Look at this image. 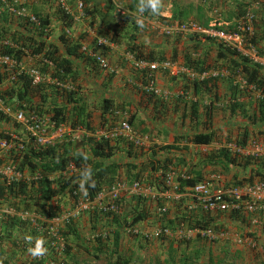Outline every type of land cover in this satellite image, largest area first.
<instances>
[{"label":"crops","instance_id":"0c3cea01","mask_svg":"<svg viewBox=\"0 0 264 264\" xmlns=\"http://www.w3.org/2000/svg\"><path fill=\"white\" fill-rule=\"evenodd\" d=\"M79 1L83 4L81 11L76 8ZM246 2L247 0H165L167 10L159 16L165 18L172 13L186 11L187 21L201 18L208 22L207 25L215 21L217 24L223 21L234 23L238 21L239 13ZM128 3L129 0H0V21H7L4 29L8 35L4 38H8L10 33L16 36L28 33V29L22 28L23 22L28 21L27 18L17 15L19 9H24V14H36L48 20L47 36L41 40L42 48L51 45L57 54L63 57L64 47L76 42L86 50L94 51L106 62V69H100L98 66L92 69L82 61L66 56L70 62L71 74L74 75L72 78L66 77L60 86L55 85L64 90L60 92L61 96L53 94L44 103L40 102L35 86H31L27 98L43 107V112L39 116L43 126H48L44 110L49 102L61 106L73 105L72 100L75 98L83 110L80 118L83 124L87 125V129H105L113 122L118 124L130 118L132 129L147 137L148 141L142 149L133 148L137 153L134 158L126 159L122 153L115 154L114 157L121 162L126 160L140 162L144 157H148L149 150L146 149L148 146L172 145L174 148L160 157L168 156L172 160V166L176 165L190 171L191 176L193 171L200 170L203 180L209 179L213 174L220 175V184L231 181L234 175L238 178L243 176L245 173L239 172L238 166L226 165L224 161L218 160L217 152L227 140H237L244 131L246 135L243 152L252 151L255 148L251 145L253 143L261 149L259 156L264 155L262 140L264 115L261 117L263 122L261 124L258 116L252 122V119H243L239 114L229 115L226 112H218L217 109L211 113L208 127L204 128L202 108L205 105L226 106L232 100L241 103L249 115L251 110H256L257 103L264 99V93L242 92L236 98H232L228 87L219 85L217 89L212 88L209 93L194 94L189 88L183 89L188 85V80L182 76L176 65L167 69L152 65L143 68L134 66V60L128 53L131 45L138 46L142 54L161 52L167 58L174 55L175 61L180 63L188 44L195 41L190 38V33L162 34L166 31L159 23L154 22L157 19L140 18L143 22L141 27L137 22V12L131 13V16L118 14L117 8L127 9ZM57 10H63L72 18L70 26H64L58 20ZM199 12L200 15H197ZM251 13L254 18L256 48L264 56V0H255ZM34 39L38 41L39 37L35 36ZM98 39H104L105 42L97 45ZM3 41L15 48L8 41ZM200 51L203 52V47ZM43 63L44 66L38 56L25 54L18 63L0 64V68L5 66V71L12 69L16 73L28 75L29 78L30 73L36 71L42 82L49 80L48 73L52 68L47 62ZM147 85H151L160 94L153 96L144 94ZM2 88L4 87L0 86V89ZM66 92H73L74 95L72 93L73 96L66 100L64 98ZM214 92L215 99L212 96ZM103 99L111 101L110 115L103 113ZM6 103L12 108V113L17 111L9 101ZM191 103L199 110L195 120L189 115ZM66 108L68 110V107ZM66 116L74 118L70 111L66 112ZM110 117L114 119L113 122L109 120ZM6 119L11 121V115ZM217 119L223 120L212 125ZM5 126L9 127L7 124ZM77 127L86 129L83 126ZM8 131L11 132L9 129ZM201 131H211L212 142L206 145H192L187 141L190 135ZM217 131L220 132L221 138L216 136ZM87 139L90 138L83 139L81 143L86 149L82 150V153L89 156ZM73 146L74 142L71 141L65 147L68 153L75 151ZM160 154L161 152H157V156ZM121 175L123 179L127 178ZM140 178L144 180L141 182L145 183L144 177ZM187 191L178 194L168 193L157 199L158 204L157 200L146 196H140V199L136 200L134 195L123 193L119 197L120 210L114 215L100 214L92 210L69 217L66 222H60L56 227L63 239V249L59 254L50 252L48 246L49 234L45 227L49 221L41 220L37 223L44 225V221H47L43 228L36 227V224L29 221H26L24 226H17L9 220L14 217L13 215L16 216V213L11 208L7 209L3 203L0 205V233H3L0 238V260L3 264H27L30 260L29 255L20 248L25 243L33 247L35 238L39 237L46 241L45 247L50 252L43 255L40 264H56V261H60L59 264H264V210L253 214H241L237 211H202L199 205L193 203ZM62 203L61 214H66L70 211L72 202L64 195ZM158 207H164L165 211L157 212ZM137 213L141 215V220L132 227H125L123 219L128 221ZM182 217L190 222L204 223L205 229L212 231L213 235L202 236L194 230L187 237H177L178 230H186L185 227L175 224V221ZM253 218L257 219V224L250 223ZM157 227H165L169 234L156 239L144 238L133 233L134 230L151 232ZM27 236L33 238L32 243L26 241Z\"/></svg>","mask_w":264,"mask_h":264},{"label":"trees","instance_id":"16d2710c","mask_svg":"<svg viewBox=\"0 0 264 264\" xmlns=\"http://www.w3.org/2000/svg\"><path fill=\"white\" fill-rule=\"evenodd\" d=\"M137 3L138 0H129L126 9L128 11L127 16L137 12ZM247 5L248 2L245 3L244 8L239 13L238 21H234V23L223 21L221 24H217L215 21L212 23L214 29L223 32L236 31L235 24L242 20ZM180 12L181 11L172 13L168 19L157 15H151L148 12H145L143 17L150 20L157 19V21H161L172 27L185 26L189 22H192L199 28L207 26L208 22L201 18L196 21H187L186 11ZM200 13L201 12L197 15H200ZM56 14L58 20L64 26H70L72 24V18L66 15L62 10H57ZM34 15L37 17L38 21H40L39 25L35 26L27 21H22L24 24L22 28L28 29V33L20 34V37L16 36L14 33H10L8 38H4L5 35H8V32L4 29V25L7 21H0V41H8L11 45L15 46V48H12V46L7 44H0V54L7 55L16 62H19L25 54L38 56L43 66V61L49 62L52 65L51 71L48 73L49 80L54 79L60 83H64L66 77L72 78L74 75L71 74L70 62L67 57H73L75 60L82 61L86 66L92 69L98 66L95 58L88 55L85 51L80 50L81 46L76 42L64 47L65 56L63 57L57 54L56 50L51 45L42 48L43 42L41 40L47 36L45 29L48 20L40 17L38 18L36 14ZM252 25L254 27V20L252 21ZM35 36L39 37L38 41H35ZM189 36L195 42L188 44L186 50L182 54L180 63L175 61L174 55L167 58L161 52H148L147 54H142L139 52L138 46L134 45L129 47L128 53L134 61L144 62L147 65L150 63L177 62L182 68L195 74L208 73L213 70H224L227 73L223 77L216 75L214 77L208 76L200 80L192 79L191 81L186 78V75L182 74V76L188 80H186L188 85H185L183 89L189 88L194 94L202 95L204 93H209L212 88L217 89L219 85L227 86L228 90L232 93V98H236L242 92H246L247 94L251 93L246 87L242 89L238 88L237 83H235V76L241 77L246 86H253L255 92H258V94L264 93V67L256 62L250 61L239 51L231 49L196 32H191ZM243 46L247 48L254 47L256 49V54L264 58L256 48V37L254 32L249 36H243ZM202 47L203 52L200 51ZM213 51L214 53L212 54ZM2 68H0V86L4 88L0 89V98L3 99L4 102L9 101L10 104H13L14 109L21 110L25 116L32 113L39 117L40 113L43 112V107L27 98V93L32 89L29 76L23 73H16L12 69L5 71V66H2ZM40 71L45 72L44 70ZM49 80L42 81L35 85L34 89H36L41 103H44L47 98L50 99V96L53 94L58 97L61 96L60 92L64 91L63 89L57 88ZM72 93L73 92H66L64 98H66V100L67 98L69 99L70 96L74 95V93L73 95ZM143 93L146 95L148 94V96H153L152 91L148 89H145ZM212 96L215 99L216 93H212ZM72 101L73 105H65L68 107V110L65 106L52 103L51 101L45 106L46 109L44 113L47 114L48 120L54 126L67 124L70 127L83 126L87 129V125L83 124L82 118H80L83 115V110L78 106L75 98ZM110 103L111 101L108 99L102 100L103 113L110 115V108H112ZM257 107L259 115H257ZM202 109V124L205 126L204 128L208 127L211 113L217 109L218 112H226L229 115L239 114L243 119H252V122H254L256 116H258L260 118V123L263 124L261 117L264 115V99L257 103L256 110H251V114L249 115H247L248 113L245 112L246 109H244L241 103L232 100L226 106L211 107L210 105H205ZM68 111H70V115H73L74 118H68V116H66V112ZM247 111L249 112V105ZM198 113L199 110L197 106L191 103V105H189L190 117L195 120ZM109 120L112 122L114 121L111 117ZM0 122L4 123V125H9L7 128L11 130V132L8 131L5 126L4 130L0 131V139L6 140L10 144V148L0 155V165H7L13 171L27 174V176L30 177V181H14L0 176V205L5 203V207H10L13 211L20 210L33 213L38 217L35 223L59 216L63 211L62 197H64V195H66L71 202L92 200L103 185H110L118 181H144L140 178V176H143L146 180L144 184L150 187L151 190L162 192L166 188L164 184L166 173L174 171L175 175L173 182L175 183L177 193H183L194 184L203 181L201 170L200 172L193 171V176H191L189 174L190 171L178 168L176 165L172 166V160L168 156L160 157L162 154L167 153L168 150L174 148L172 145L148 146V157H144L140 162L134 163L129 160L121 162L114 157L115 154L122 153L126 159H130L132 157L134 158L137 154L131 143L123 137L119 136L113 140L107 138H102L100 140L87 139L86 146L90 155L88 159L85 160L82 152H67L65 147L69 143L59 142L46 146H37L31 135L25 133L19 123L9 121L6 118L3 119L1 115ZM126 122L130 125L131 119L128 118ZM115 123L116 122H113L106 128H111ZM9 134H15L19 137V140L14 141L10 139ZM245 135L243 131L240 138L234 141L227 140L226 143H232L235 147L243 146L245 144ZM262 137V140H264V134H262ZM212 138L213 134L211 131H201L190 135L187 141L192 145H206L212 142ZM157 152H161V154L157 156ZM216 156L218 160L224 161L226 165H236L239 167V172L245 173L239 178L234 175L231 181L224 182L226 186H244L256 179L264 182V155L252 157L242 156L238 153H231L227 151L226 148L221 147ZM217 163L220 164V162ZM70 164L77 169L76 172L71 173L67 177H57L54 180L47 179V174L62 172L67 165ZM86 166L91 168L92 181L95 182V187H88V195L84 196L79 189V179L81 170ZM131 171H133V173H130ZM34 173H40V176L34 177ZM121 174L127 178L123 179ZM130 176L132 177L130 178ZM134 196L136 200L140 199V196ZM158 202L157 200L156 204H158ZM141 218V215L137 213V215L134 214L129 221L123 219V224L131 226L140 221ZM9 220L17 226H24L26 224V221L20 223L18 219L14 217ZM175 224L185 228H206L204 223L200 221L190 222L188 219L185 220L184 217L177 219ZM2 236L3 233H0V238ZM28 248L29 245L27 243L20 248L29 255L28 257L30 260L27 264H40V261H36L34 257L29 254ZM47 252L50 254L52 250L50 249V252Z\"/></svg>","mask_w":264,"mask_h":264},{"label":"built area","instance_id":"2783aa9c","mask_svg":"<svg viewBox=\"0 0 264 264\" xmlns=\"http://www.w3.org/2000/svg\"><path fill=\"white\" fill-rule=\"evenodd\" d=\"M248 6L244 12L241 22L235 25L236 31L234 32H223L219 30H215L212 26H208L204 29L195 28L193 25H189L191 31L197 30L204 36L214 39L219 43L239 51L242 55L246 56L250 61L256 62L264 67V59L261 60L257 57L256 50L254 47H249L244 49L242 46L243 36L252 34V21L253 15L251 13L252 5L255 4V0H247ZM83 7L82 2H78L76 4V8L81 11ZM66 11V9H64ZM118 12L121 15L126 14L127 12L124 9L118 7ZM27 18L29 23H32L35 26H38L40 21L33 16L32 14H24V9H19L18 14ZM167 32V31H166ZM105 42L104 39H98L96 41L97 45H102ZM80 50L85 51L91 57H94L97 65L100 69H106L107 65L103 58L96 55L94 51L86 50V48L81 47ZM0 64H16L14 60L9 58L7 55L0 54ZM52 67L50 63H48ZM155 66L154 63L148 64ZM144 62H134V66L138 68H143L148 66ZM159 66L162 69L170 68L172 65L167 62L160 63ZM179 70L186 74L189 80L192 79H204L208 76L214 77L216 75L223 77L227 73L224 70L219 71H209L208 73L195 74L189 70H186L182 67H179ZM237 77L235 83L238 84L239 88L248 87V89H252L250 86H246L245 82L241 79V77ZM30 84L35 86L40 82V75L36 71H32L30 73ZM54 85L60 86V82L56 80H50ZM152 89V88H151ZM155 94L158 91L156 89H152ZM12 108L7 105L3 99L0 98V115L3 118L11 115V119L17 123L22 124L25 127L27 133L31 135L34 139V142L37 146H46L48 144H53L56 141H80L86 137H90L93 140H100L102 138L107 139H116L117 137H123L127 140L134 148H141L148 141L145 135H141L137 130L132 129V127L124 122L120 121L115 126H112L109 129H96L92 132L84 131L83 129H72L63 125L54 126L51 122L46 121L48 126L44 127L41 119L37 117L35 114H29L25 116L22 111L17 110L15 112H11ZM255 148L247 153L243 152L244 148H236L234 151L236 153L256 156L261 151L260 147L251 143ZM9 147V144L6 140H0V152L6 151ZM77 169L74 168L73 165H67V167L62 172H54L47 174L48 180H54L58 176H68L73 172H76ZM34 177H39L40 173H34ZM0 176L6 177L10 180H23L30 181V177L27 174H21L19 172L13 171L7 165H0ZM165 190L162 192H151L148 186H146L141 181H131L130 183L125 181H118L111 184L108 187H103L99 190L96 196L92 200H78L71 206L70 211L66 214H60L56 218L49 219V224L45 227L47 221H44L45 224L41 225L35 223L38 219L37 216L31 214L27 211H20L16 213V217L18 220H28L32 224H36V227L43 228L45 227L46 231L49 234V244L48 246L52 250L53 253L59 254L63 249V239L62 235L58 232L57 225L60 222H66L67 218L72 217L74 215L79 214L80 212L85 211H97L100 213H115L119 209V197L123 193H129L132 195L138 196H146L152 200H157L168 193L178 194L176 192L175 183H173V172H167L164 177ZM187 195L192 199L193 203L199 205L202 211L207 210H217L224 212H232L237 211L239 213L243 212L244 214H253L257 211L264 210V182L256 180L249 185L244 186H225L220 184L218 175H211L209 179L196 183L192 187L187 189ZM165 211L164 207H158L157 212L163 213ZM51 222V223H50ZM257 219L253 218L250 220L251 224H257ZM132 227V226H129ZM197 230L202 236H210L213 235L212 231L209 229H186L185 231L178 230L176 232L177 237H187L192 231ZM134 234H140L144 238H159L169 234L168 229L163 227H157L153 231L148 232L141 230H134ZM62 242V243H61ZM35 260L40 261L43 259L41 257H34ZM56 264H59L60 261H56ZM54 264V263H52Z\"/></svg>","mask_w":264,"mask_h":264},{"label":"clouds","instance_id":"9594fccd","mask_svg":"<svg viewBox=\"0 0 264 264\" xmlns=\"http://www.w3.org/2000/svg\"><path fill=\"white\" fill-rule=\"evenodd\" d=\"M249 5V4H248ZM247 5V6H248ZM137 13H138V20H137V22H138V24L141 26V27H143V22H142V19H140V18H142L143 17V15H144V13L145 12H148V13H150L151 15H157V16H159V15H162L166 10H167V5L165 4V0H138V3H137ZM118 9V8H117ZM121 9H124L126 12H128L125 8H122L121 7ZM246 9H247V7H246ZM245 9V10H246ZM63 11V10H62ZM64 12V11H63ZM65 13V12H64ZM66 14V13H65ZM118 14H119V12H118ZM67 15V14H66ZM121 15V14H120ZM125 15H127V13L126 14H124V15H122V16H125ZM34 16V15H33ZM171 16V15H170ZM170 16H168V17H165V18H169ZM36 17V16H35ZM37 18V17H36ZM39 18V17H38ZM144 19H146L145 17H143ZM164 18V17H163ZM146 20H148V19H146ZM150 20V19H149ZM253 20H254V18H253ZM28 22V21H27ZM241 21H239V23H240ZM29 23V22H28ZM238 23V22H237ZM236 23V24H237ZM193 25L195 28H199V27H196L192 22H189L187 25H185V26H189V25ZM235 24V25H236ZM168 26V25H167ZM166 26V27H167ZM184 26V25H183ZM183 26H180V27H183ZM208 26H212L213 27V24H210V25H207L206 27H203V28H199V29H204V28H207ZM172 27V26H171ZM180 27H173V28H180ZM214 28V27H213ZM216 30V29H215ZM45 31H46V29H45ZM191 32H196V33H198V34H200V35H203V34H201L200 32H198L197 30H193V31H191V30H189V33H191ZM252 32H254V27H253V25H252ZM204 36V35H203ZM204 37H206V36H204ZM208 38V37H207ZM212 40H214V39H212ZM243 40V39H242ZM214 41H216V40H214ZM218 42V41H217ZM0 44H8V43H6V42H4V41H0ZM242 46H243V42H242ZM243 48L244 49H247V47H244L243 46ZM249 48V47H248ZM256 50V49H255ZM9 57V56H8ZM257 57L259 58V59H261V60H263L264 58H261V57H259L258 55H257ZM10 58V57H9ZM13 60V59H12ZM105 61V60H104ZM135 62V61H134ZM15 63H18V62H16L15 61ZM49 62H47V64H48ZM163 63V62H162ZM51 64V63H50ZM151 64V63H150ZM155 64V66H157V67H160L159 66V64L160 63H154ZM170 64L171 65H176V66H178V67H182L180 64H178L177 62L175 63V62H170ZM260 65V64H259ZM261 66V65H260ZM263 67V66H262ZM161 68V67H160ZM162 69V68H161ZM185 69V68H184ZM182 74H184V73H182ZM184 75H186V74H184ZM186 78H187V76H186ZM188 79V78H187ZM31 80V79H30ZM51 80H54V79H51ZM189 80V79H188ZM189 81H191V80H189ZM51 82V81H50ZM52 83V82H51ZM38 84V83H37ZM36 84V85H37ZM53 84V83H52ZM238 85V84H237ZM32 86V85H31ZM250 87H252V89H248V87H247V89L249 90V91H251L252 93H256V94H258V92H255V90H254V88H253V86H250ZM154 89L151 85H148L147 87H146V89H148V90H150V91H152V93H153V95H159L160 94V92L158 91V90H156V91H158L157 92V94H155L154 92H153V90L152 89ZM238 88H239V86H238ZM244 88V87H243ZM239 89H242V88H239ZM21 111V110H20ZM24 114V113H23ZM38 117V116H37ZM3 119H5V118H3ZM11 121H13V120H11ZM47 121H49L48 120V117H47ZM15 122V121H14ZM50 122V121H49ZM124 122H126V120H124ZM15 123H17V122H15ZM127 123V122H126ZM20 124V123H19ZM21 125V127L24 129L25 127L22 125V124H20ZM59 125H63V126H66V127H68V128H72V129H76V128H78V129H81V128H79V127H70V126H68V125H64V124H59ZM115 125H117V124H115ZM114 125V126H115ZM58 126V125H57ZM103 129V128H102ZM105 129H107V128H105ZM84 130V129H83ZM84 131H87V132H92V131H94V130H88V129H85ZM24 132L25 133H27V131H25L24 130ZM9 137H10V139H12V140H14V141H18L19 140V137L18 136H16L15 134H9ZM86 138H90V137H86ZM85 139V138H84ZM90 139H92V138H90ZM1 140V139H0ZM93 140V139H92ZM83 141V139H81L80 141H73L74 142V144H81V142ZM60 142H65V143H71V141H63V140H61ZM55 143H59V141H56ZM226 143V142H225ZM223 144L222 145V147H224V148H226L227 149V151H229V152H231V153H236L234 150L236 149V148H244V145L243 146H238V147H235L232 143H226V144ZM9 144V143H8ZM69 145V144H68ZM10 148V144H9V147H8V149ZM148 148V147H147ZM146 148V149H147ZM135 149H138V148H135ZM140 149H142V147L140 148ZM7 151V150H6ZM6 151H3V152H0V154L2 155L3 153H5ZM238 154H240V153H238ZM240 155H242V156H250V155H245V154H240ZM263 155V154H262ZM256 156H259V155H256ZM252 157V156H251ZM84 159L86 160V159H88V155L87 154H85L84 155ZM77 171V170H76ZM173 172V178H174V175H175V172L174 171H172ZM213 175H216V174H213ZM69 176V175H68ZM219 176V178H221L220 177V175H218ZM58 177H62V176H58ZM65 177H67V176H65ZM257 180V179H256ZM256 180H254V181H256ZM203 181H205V180H203ZM254 181H252V182H254ZM260 181V180H259ZM202 182V181H201ZM251 182V183H252ZM174 183V182H173ZM220 183H221V181H220ZM251 183H249V184H251ZM113 184V183H112ZM249 184H246V185H249ZM86 185H87V187H86ZM111 185V184H110ZM110 185H103L101 188H103V187H108V186H110ZM221 185H225L224 183H222ZM226 186V185H225ZM88 187H95V182L94 181H92V172H91V168L90 167H88V166H86L84 169H82L81 170V172H80V179H79V189H80V191L83 193V195L84 196H87L88 195ZM242 187V186H241ZM119 201V209H118V211L120 210V199H118ZM75 202H72V205L74 204ZM71 205V206H72ZM71 206H70V208H71ZM7 209H10V207H7ZM13 211V210H12ZM92 211V210H91ZM118 211L117 212H115V213H100V214H105V215H114V214H116V213H118ZM14 213H18V212H20V210H18V211H13ZM232 212H234V211H232ZM30 213V212H29ZM31 214H33V213H31ZM241 214H244L243 212H241ZM16 219H17V217L15 216V215H13ZM23 221H28V220H23ZM129 221V220H128ZM136 224V223H135ZM134 224H132L131 226H133ZM125 227H129L128 225H124ZM163 228H165V227H163ZM186 229H197V228H186ZM200 230V229H199ZM160 238V237H159ZM25 239H26V241L28 242V243H32V241H33V238L31 237V236H27V237H25ZM158 239V238H157ZM45 243H46V241L43 239V238H35V243H34V246L33 247H31L30 246V244H28L29 245V248H28V252H29V254L31 255V256H33V257H41V256H43V255H45L46 254V252H47V249H46V247H45ZM53 253V252H52ZM37 261V260H36ZM41 261V260H40ZM0 264H3V261L2 260H0Z\"/></svg>","mask_w":264,"mask_h":264},{"label":"rangeland","instance_id":"374dc122","mask_svg":"<svg viewBox=\"0 0 264 264\" xmlns=\"http://www.w3.org/2000/svg\"><path fill=\"white\" fill-rule=\"evenodd\" d=\"M143 18V17H142ZM149 20V19H148ZM131 21H133V17L131 18ZM154 22H157V23H159L162 27H163V29L165 30V31H167V32H164V33H162V34H166V35H171V34H173L174 32H180V33H183V32H185L186 34L188 33L189 34V30H190V28H189V26H183V27H180V28H173V27H171V26H167L166 24H164L163 22H161V21H154ZM167 26V27H166ZM187 39V38H186ZM188 43V42H187ZM235 80H237V77L235 76ZM220 120H223V119H217V120H214L213 122H212V125H216L217 123H218V121H220ZM4 128H5V125H4V123H1L0 122V131H3L4 130ZM218 132V134L216 135L217 137H222L221 135H220V132L219 131H217ZM79 149V151H76V150H78ZM73 150H75V151H73V152H82V150H86L85 149V146L84 145H80V144H74V149ZM81 150V151H80ZM1 155V154H0Z\"/></svg>","mask_w":264,"mask_h":264}]
</instances>
